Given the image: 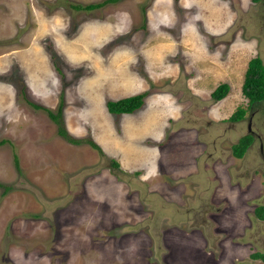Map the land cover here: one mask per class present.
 I'll list each match as a JSON object with an SVG mask.
<instances>
[{
  "label": "rangeland",
  "instance_id": "rangeland-1",
  "mask_svg": "<svg viewBox=\"0 0 264 264\" xmlns=\"http://www.w3.org/2000/svg\"><path fill=\"white\" fill-rule=\"evenodd\" d=\"M107 1L0 0V264H264V0Z\"/></svg>",
  "mask_w": 264,
  "mask_h": 264
},
{
  "label": "trees",
  "instance_id": "trees-1",
  "mask_svg": "<svg viewBox=\"0 0 264 264\" xmlns=\"http://www.w3.org/2000/svg\"><path fill=\"white\" fill-rule=\"evenodd\" d=\"M118 0H109L106 3H115ZM253 3H256L260 0H251ZM103 4H89L86 6L82 5H71V8L75 11H85L91 12L101 8ZM229 93V86L227 84H220L212 93V97L215 101H221ZM242 95L248 100L247 109L238 108L229 118L228 122L236 123L244 119L247 110L253 111L255 107H258L260 104L264 103V65L260 58H255L249 61L248 68L245 73V79L242 85ZM146 98V93L138 94L128 98H123L116 101H109L106 104L107 112L110 114L119 116L123 114H133L135 111L139 110L144 105V99ZM35 109H42L36 105L30 104ZM62 105L59 107L56 114L53 112L45 110L49 118L58 125V134L68 140L70 143L79 145L81 141L74 140L70 137L63 125L61 118V109ZM6 141H1L0 146L5 144ZM253 137L251 134L246 135L239 139L238 143L232 148V155L237 159H242L249 147L252 146ZM90 147L102 153L101 148L94 143L93 141L87 142ZM15 164L18 166L17 158L15 157ZM114 166L119 167L117 163L114 162ZM258 218H264V208H258L255 210ZM254 260L264 261V255L256 253L252 255Z\"/></svg>",
  "mask_w": 264,
  "mask_h": 264
},
{
  "label": "flooded vegetation",
  "instance_id": "flooded-vegetation-1",
  "mask_svg": "<svg viewBox=\"0 0 264 264\" xmlns=\"http://www.w3.org/2000/svg\"><path fill=\"white\" fill-rule=\"evenodd\" d=\"M252 116V115H251ZM251 120V119H250ZM249 130L251 131V127H250V125H249ZM252 135V137H253V141H254V137H255V135H253V134H251ZM253 143V142H252Z\"/></svg>",
  "mask_w": 264,
  "mask_h": 264
},
{
  "label": "crops",
  "instance_id": "crops-1",
  "mask_svg": "<svg viewBox=\"0 0 264 264\" xmlns=\"http://www.w3.org/2000/svg\"><path fill=\"white\" fill-rule=\"evenodd\" d=\"M215 38H218V37H215ZM112 101V100H111ZM114 101H116V100H114ZM194 169L192 168V171H193ZM189 172H191V171H189Z\"/></svg>",
  "mask_w": 264,
  "mask_h": 264
}]
</instances>
